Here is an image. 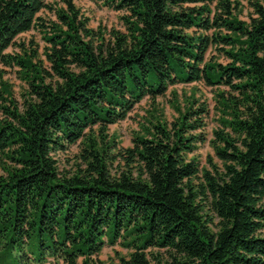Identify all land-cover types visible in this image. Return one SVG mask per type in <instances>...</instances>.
<instances>
[{"label":"trees","instance_id":"16d2710c","mask_svg":"<svg viewBox=\"0 0 264 264\" xmlns=\"http://www.w3.org/2000/svg\"><path fill=\"white\" fill-rule=\"evenodd\" d=\"M99 1L124 31H95L74 0H0V66L24 82L17 102L0 69V264H102L115 244L129 253L108 264H264V0L248 20L231 0ZM31 29L42 53L17 42ZM192 82L227 88L219 165L189 157L208 115L193 95L180 107L172 93L174 120L152 114L128 147L107 135L145 96ZM78 142L61 173L56 152Z\"/></svg>","mask_w":264,"mask_h":264},{"label":"rangeland","instance_id":"374dc122","mask_svg":"<svg viewBox=\"0 0 264 264\" xmlns=\"http://www.w3.org/2000/svg\"><path fill=\"white\" fill-rule=\"evenodd\" d=\"M231 1H238L240 3L236 9L237 16L242 20H248L249 13L252 11L250 0ZM74 2L80 11L89 18V26L95 31L99 30L103 32L105 37H108L112 29L124 31L125 27L122 20V16L125 15L124 11L107 7L99 0H74ZM214 5L213 3L211 8H214ZM39 15L50 20H56L55 15L50 10H43ZM17 42H23L26 47L37 48L39 53H42L43 47L45 46L41 34L36 29L21 33L17 37ZM13 50L17 51L18 47L14 46L8 49V51ZM208 56H212L218 61H224L222 56L217 55V52L212 49L209 50ZM0 69L3 70L2 78L9 81L12 85L13 97L17 102H20L24 82L19 78L17 73L18 68L16 66H0ZM222 89L227 90V88L223 86L211 87L202 82L176 83L170 85L163 95H158L154 99L145 96L140 102L135 104L134 108L125 119L115 124L108 125L106 133L109 138L114 137L118 147H128L131 145L134 135L142 134L143 131L149 127V122H155L154 118L151 116L152 114L166 121L168 124L174 120L178 112L173 106L175 97L172 93L177 94V101L180 107H183L186 97L193 95L194 98L198 100V103H204L207 106L208 115L205 117V126L203 128L205 142L199 143L195 151L189 157H194L197 160L199 168L209 169L211 167L209 159H211L213 163L220 164L215 157L210 140L213 138L212 131L221 126L219 122L220 114L217 109L218 103L216 101V93ZM80 146L78 142L68 147L65 151L56 152L54 157L57 160L58 169L61 173L74 170L76 163L79 162L77 156ZM195 182L198 183V179L195 180ZM205 204H207V202H205ZM205 208L207 209L209 206L207 205ZM115 251L125 256L129 253L126 248L119 244L113 246L106 245L99 253L97 257L98 261H101L102 264H108L112 259L115 260Z\"/></svg>","mask_w":264,"mask_h":264}]
</instances>
